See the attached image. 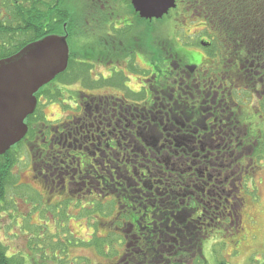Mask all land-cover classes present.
<instances>
[{
    "label": "flooded vegetation",
    "instance_id": "obj_1",
    "mask_svg": "<svg viewBox=\"0 0 264 264\" xmlns=\"http://www.w3.org/2000/svg\"><path fill=\"white\" fill-rule=\"evenodd\" d=\"M175 1L176 7L163 18L147 19L141 18L132 0H86L81 18L87 24L76 18L72 31L65 24L66 33L51 34L66 36L69 47L72 41L73 47L80 46L78 51L83 57H76L70 47L69 65L72 62V78L84 75V89L70 95L76 105L71 106L74 113H69L67 120L58 125L39 121L40 127L33 129L25 119L28 130L24 138L0 154V231L7 228L5 219L10 218L9 187H32L24 172L12 173L13 155L26 140L36 148L34 163L29 167L30 179L45 183L50 177L52 186L46 185L44 190L58 196L43 205L61 212L72 207L80 210L90 204L89 210L102 213L98 221L109 228L108 234L120 235L124 249L109 264H130L129 257L141 250L142 237L143 243L160 239L161 244L152 241L154 248L148 251L152 255L153 250L160 253L162 259L157 264H184L182 247L176 251L172 243L176 238L174 230L165 233L156 225L144 231L135 213L130 220L123 217L126 205L120 197L122 162L136 186L145 188L144 182H150L162 186L167 194L171 188L185 189L189 174L195 183L206 177L195 165L203 156L211 161L204 185L220 193L217 202L228 210L227 204L232 201L227 191H231L236 176L247 173L244 161L254 156L255 150L264 153V120H252L242 102L245 93L259 95L260 88L264 89V21L256 40L239 38L231 35L232 31H219L216 18L220 6L214 3V19L208 21L205 3L211 0ZM193 1L201 4L193 5ZM185 15L202 25L192 36L198 38V48L204 55L197 51L195 57V50L171 42L170 37L162 41L159 38L155 48L154 20L169 17L175 26L171 33H176L182 25L178 23L187 22ZM103 66L107 71H102ZM189 161L195 166L187 165ZM233 164L236 170L228 171ZM106 200L114 207L113 211L109 209L110 216L104 211ZM35 203L31 212L43 210ZM14 214L12 222L16 219ZM20 215L25 219L23 213H17V218ZM16 223L21 226L18 220ZM179 224H183L182 219ZM158 229L161 232L155 233ZM0 246L5 258L25 264L23 255L10 253L1 236ZM176 254L178 257L173 259ZM34 263L42 264L35 259Z\"/></svg>",
    "mask_w": 264,
    "mask_h": 264
},
{
    "label": "rangeland",
    "instance_id": "obj_2",
    "mask_svg": "<svg viewBox=\"0 0 264 264\" xmlns=\"http://www.w3.org/2000/svg\"><path fill=\"white\" fill-rule=\"evenodd\" d=\"M39 1L40 3L45 1L48 4H55L56 8L51 14L52 17L58 15L57 8L66 7L68 15L74 20L81 18L84 10L83 5L86 4V0ZM0 6L3 8L1 4ZM51 7L53 6L51 5ZM46 8L47 6L40 7L39 12H47ZM4 15H8L9 19L14 18L10 12H6ZM184 17L187 18V22L178 23L182 25L178 28L177 34L171 33L175 26L173 27L169 17L163 20H154L155 48L158 46L159 38L163 40L170 37L171 42L183 43L186 49L195 50L200 55H204L203 50L198 48V38L192 36L196 29L202 25L199 24V21H192L190 15ZM53 22L52 25L54 28H59L58 30H63L66 24L64 20L58 22L57 18H54ZM72 43L74 41L70 43V47L75 56L83 57L82 52L78 51L80 46L74 45L73 47ZM196 52H194L195 57L198 56V52ZM71 64L72 62L63 72L64 75L60 80L57 79L54 83L46 84L43 87V93H37L40 102L35 108V112L37 117L46 124L58 125L59 122L69 118V113H74L71 106H75L76 103L70 95L74 90L83 88L84 75L81 73L77 78H72L74 69L71 68ZM102 71H107V67L103 66ZM263 90L260 88L259 95L245 93L242 101L249 109L251 119L257 122L264 120ZM253 113H255L254 117ZM258 126L260 127V125ZM35 127H40V125L32 124V128L35 129ZM261 127L263 135L264 125ZM31 144L34 143L27 140L23 142L15 151L17 155H13L12 158L14 165L12 173L24 172L27 184H32L33 188L26 185L21 189L14 184L8 189L10 218L5 219L7 228L0 231V236L3 240L5 239L10 253L23 255L25 264H35L34 259L42 264H109L116 260L123 251L124 244L120 242V235H109V228L98 221L99 218H102V213L98 214L96 209L89 210L87 207L90 204L80 210L72 207L71 210L66 211L65 209L61 212L43 205L47 200H57L58 196L56 193L55 196L49 195L44 190L46 185L49 188L52 186L50 177L45 183H40L39 179H30L29 167L34 163L36 154L34 151L36 148ZM244 164L247 173L236 176L234 186L231 191H227L230 194L229 199L232 201V204H227L230 213L227 217L232 221L227 217L226 220L224 218L219 221L209 236L203 240L202 251L206 264H219L220 260H225L228 264H259V261L264 260V153L260 149L255 150V155L246 159ZM226 169L224 168V170ZM231 170H236L235 164L228 168V171ZM35 201L39 203L37 208L43 206V210L31 212L30 207H35ZM84 201L86 202L87 199ZM105 202L104 211L110 216L109 209L113 211L114 207L109 205V200ZM13 213H15L16 219L12 222ZM17 213L25 214V219H22L21 215L17 218ZM105 219L107 218L105 217ZM17 220L21 224L19 227L16 226ZM69 246L72 247L67 248ZM192 264L195 263L192 262Z\"/></svg>",
    "mask_w": 264,
    "mask_h": 264
},
{
    "label": "trees",
    "instance_id": "obj_3",
    "mask_svg": "<svg viewBox=\"0 0 264 264\" xmlns=\"http://www.w3.org/2000/svg\"><path fill=\"white\" fill-rule=\"evenodd\" d=\"M263 0H211L205 3L207 11L209 13V20L214 19L211 10L213 9V3L218 8V18L216 23L219 26V31H232L231 35L238 36L239 38H252L257 39L258 33L261 30L260 26L264 21ZM0 59L12 56L20 51L23 47L29 43L41 39L51 34H64L66 33L65 27L63 30L54 28V18H57L58 22L64 20L68 30L75 27L73 18L68 15L66 7L57 8L58 15L52 17L56 6L55 4H48L45 1L40 3L39 0H2L0 3ZM191 4L199 5L200 2L193 1ZM50 5V6H49ZM51 5L53 7H51ZM47 12H39L40 7H46ZM10 12L14 17L9 19L8 15L4 13ZM57 22V21H56ZM79 22H85L84 18H80ZM84 24V25H85ZM73 30V29H72ZM71 30V31H72ZM60 31V32H59ZM229 32V33H230ZM64 73H61L57 78H62ZM44 90L42 88L41 92ZM30 124H37L39 117L36 112L28 117L27 120ZM193 161H189L187 165L199 167L201 174H205V178H201V181L195 183L193 181L194 176L187 175L184 182L185 189H170L168 193L164 191L162 186L156 187L150 182H144L147 187L142 185H135L134 180L128 176L125 171L126 168L122 162V185H121V200L122 204L126 205V209L123 210V217L127 220L132 218V213H135L136 218L139 219L138 225H141V230L151 229L157 225V228H163L166 232L174 230L176 238L172 240L174 242L175 249L182 247L184 264H206L202 251V243L205 237L209 236L211 231L217 226L218 222L229 216V211L224 208H217L219 206L217 201H220V193L214 190L206 188V180L208 173L206 168L211 164L209 159L201 160L195 165ZM209 170H212L208 168ZM153 187L150 189V187ZM223 196V194H222ZM217 202V203H216ZM145 204L149 205L148 207ZM156 204V206H153ZM168 204V205H161ZM179 205V206H178ZM150 207V208H149ZM180 209V210H179ZM179 219L183 220V224H179ZM227 219H229L227 217ZM172 220L176 223L172 224ZM232 221L231 219H229ZM157 221V222H156ZM166 224V226H165ZM169 229V230H167ZM158 229L155 233H160ZM140 234V233H139ZM141 235V234H140ZM180 236V239H178ZM142 237V235L140 236ZM139 238V237H138ZM143 244L141 250L133 252L129 257L130 264H157V260H161L160 253L153 250V255L148 252L154 248L152 241L161 244L159 238L151 239L150 242L142 240ZM130 241V239H129ZM150 244V245H149ZM180 244V245H179ZM168 248L170 247V241L167 242ZM166 246V248H167ZM180 246V247H179ZM152 248V249H151ZM0 246V264H16L11 259L5 258V254L1 251ZM156 251V254L155 252ZM166 255V254H165ZM137 256V259H134ZM178 254L174 255L177 258ZM163 259L169 260L164 256ZM173 259H171L173 261ZM259 264H264L263 261H259ZM171 264V263H169ZM174 264H178L177 262ZM219 264H228L225 260H220ZM254 264V263H253Z\"/></svg>",
    "mask_w": 264,
    "mask_h": 264
},
{
    "label": "water",
    "instance_id": "obj_4",
    "mask_svg": "<svg viewBox=\"0 0 264 264\" xmlns=\"http://www.w3.org/2000/svg\"><path fill=\"white\" fill-rule=\"evenodd\" d=\"M141 18H163L175 0H132ZM66 36L48 35L0 59V154L21 141L35 112L38 91L63 73L70 58Z\"/></svg>",
    "mask_w": 264,
    "mask_h": 264
}]
</instances>
